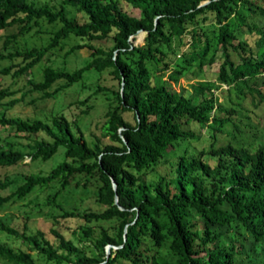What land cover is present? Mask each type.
<instances>
[{
  "label": "trees",
  "instance_id": "trees-1",
  "mask_svg": "<svg viewBox=\"0 0 264 264\" xmlns=\"http://www.w3.org/2000/svg\"><path fill=\"white\" fill-rule=\"evenodd\" d=\"M126 1L140 15L128 13L120 0H59L58 7L0 0L4 109L31 91L54 96L90 71L108 69L117 80L97 83L93 93L76 99L87 113L103 94L104 111L92 123L96 130L90 124L86 132L63 111L50 118L0 114V124L19 136L44 133L33 137L27 150L1 143L0 166L26 154L46 160L61 153L47 172H29L13 191L0 194V207L56 183L45 203L55 202L64 188L87 192L93 185L98 204L53 214L56 223L80 220L88 240L81 245L74 231L67 234L54 224L52 241L41 229L26 233L0 220L1 231L28 247L0 239V259L4 264H264V0ZM10 26L16 29L7 30ZM41 32L49 34L45 44H28ZM70 36L76 41L65 55L87 46L84 63L72 69L46 63L42 78L33 79L32 67ZM217 59L215 78H198L204 65ZM5 75L25 79L21 98L3 84ZM182 76L194 78L190 93L185 85L172 84ZM9 182L0 180V186Z\"/></svg>",
  "mask_w": 264,
  "mask_h": 264
},
{
  "label": "rangeland",
  "instance_id": "rangeland-1",
  "mask_svg": "<svg viewBox=\"0 0 264 264\" xmlns=\"http://www.w3.org/2000/svg\"><path fill=\"white\" fill-rule=\"evenodd\" d=\"M34 1L37 3L49 1L55 4L56 7L59 6V0ZM120 5L128 13L136 16L140 15V9L133 6L126 0H120ZM15 29L16 26H10L7 28V30ZM0 32H3V30ZM142 34L143 32H141V35ZM48 38V33L41 32L36 36L29 37L27 42L28 44L42 45L48 41ZM140 39L141 37H136V41H139ZM75 41L76 38L74 36H70L65 40L66 44L63 48L57 49L55 53L45 54L44 57L31 69L33 79L38 80L42 78V68L46 63H52L54 66L66 67L69 69L82 65L90 52V49L87 46H83L75 52L65 55V50ZM102 42L109 43L104 40ZM218 65V59L211 64H205L203 72L198 75V78L213 80L216 76ZM193 79L194 78L192 77L187 78L186 76H182L178 79V81H172V84L177 89H179L180 86L185 85L186 93H190L191 90L188 88V82L189 80L193 81ZM1 81L4 85H10L12 89H15L16 92L13 94V97L21 98L23 91L28 88L26 87L25 79L22 76L14 78L10 75H5L2 77ZM97 83L112 85L116 84L117 80L113 78L112 73H110L108 69L102 71L101 73L97 71H90L82 81L58 91L54 96L42 97L40 92L31 91L26 93L23 98L14 103L8 109H4V105L0 102V114L5 113L7 115H20L22 117L41 116L44 118H50L52 114L58 111H63L70 118L76 117L78 124L86 130V132H89L88 130H90V124L97 122L98 116H101L104 111V96L103 94L98 93V96L95 99V106L87 113L81 111V108L85 107V104L79 103L76 99L83 98L87 94L93 93ZM256 111L260 113L262 109L257 108ZM92 128L96 130L94 124H92ZM42 136H44V133L42 132L33 133L28 136H19L10 126H3L0 124V144L2 143L7 147L12 142L14 147L27 150V144L32 142L33 137ZM60 158V151L56 152L53 156L46 160L38 158L33 159L31 155L26 154L22 160L13 165L0 166V180L7 179L10 181L6 186H0V194L5 195L13 191L14 188L24 180V176L29 172H47ZM205 158L211 163L214 162V158L212 156L207 155ZM58 186L59 185L56 183L53 186L36 188L24 197L14 196L15 198H12L10 201L5 203L3 207H0V220L3 223L9 224L17 229H25L26 233L36 232V230L41 229L52 241L56 240L54 234L50 231L51 225L54 224L58 230L65 231L67 234L74 231L71 235L74 236V240L79 245L83 242H88L85 237H82L81 229L78 228L80 220L75 218L60 219L58 223H56L53 218V214L60 213L63 208H97L98 204L94 201V197L92 195L93 185L89 186L87 192H82L74 187L64 188L55 197V202H58V204L55 202L51 204L45 203L44 200L46 195L51 193L56 187L58 188ZM0 239L14 247H19L20 245L21 247H26L28 249L27 245L22 244L20 239L16 238L15 235L11 233L0 230ZM33 253L36 254L35 251H33ZM0 264H4L1 259Z\"/></svg>",
  "mask_w": 264,
  "mask_h": 264
},
{
  "label": "water",
  "instance_id": "water-1",
  "mask_svg": "<svg viewBox=\"0 0 264 264\" xmlns=\"http://www.w3.org/2000/svg\"><path fill=\"white\" fill-rule=\"evenodd\" d=\"M138 33H141V32H143V30L142 29H139L138 31H137ZM116 186V183H115V181H114V187ZM116 200H117V196H116ZM109 248H110V245L108 244L107 245V251H109Z\"/></svg>",
  "mask_w": 264,
  "mask_h": 264
}]
</instances>
